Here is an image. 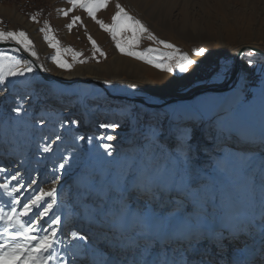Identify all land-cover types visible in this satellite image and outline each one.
I'll return each instance as SVG.
<instances>
[{
    "label": "rangeland",
    "instance_id": "374dc122",
    "mask_svg": "<svg viewBox=\"0 0 264 264\" xmlns=\"http://www.w3.org/2000/svg\"><path fill=\"white\" fill-rule=\"evenodd\" d=\"M22 1L0 0V14L10 18L13 30H23L28 34L38 60L59 81L45 80L34 68L33 73H26L23 78H11L18 83H9L7 90L0 86V166L12 174L18 169L25 174L26 180L36 178L45 190L55 187L58 204L54 210L70 225V231H77L80 235H99L101 230L90 227L83 219L86 177L100 176L121 164L125 157L139 152L142 147L146 148L145 137L150 130H163L162 147L167 151L170 145L175 144L176 129L188 126L192 132L195 167L210 177V183H214L217 192V204L226 202L229 205L233 225L243 227L247 238H226L219 245L212 240L193 241L191 247L173 244L172 250L180 254L185 251L190 253L192 264H253V257L254 264H264V150L261 148L264 149V144H261L264 142V116L258 117L257 122L251 120L254 132L259 133L258 142L253 139L247 141L237 135L229 136L227 129L220 131L216 128L213 100L206 105L201 103L199 97L191 104L179 103L155 110L133 101L114 99L95 84H68L66 81L80 78H102L107 86L115 89L111 91L112 94L134 93L166 98L190 93L186 85L194 83L191 73L193 75L195 68L189 73H168L154 66L159 61L152 64L147 62L160 53H146L145 59L120 53L111 34L104 31L85 10L75 8L68 16L63 15L62 10L72 7L68 0H35L37 5L29 8L20 6ZM109 1L112 5V0ZM144 1L138 0L139 16L129 14L139 19L157 38L176 45L194 60L201 59L192 52L193 48L198 47H204L209 53L201 61L207 59V62H213L217 56H221L220 64L215 65V73L224 69L232 73L235 53L242 45L250 44L264 49V0H159L158 7L160 10H171L170 17L163 11L156 15L155 7L151 15L147 14L148 6ZM110 5L109 9H116ZM97 13V19L109 24L112 16L102 17ZM182 13L187 15L183 28ZM32 16L36 17L35 21L31 19ZM72 16H80L82 24L77 22L69 31L66 25L71 22ZM45 21L51 28L49 34L56 37L61 49L70 46L75 52L83 53L77 60L72 59V53L64 54L63 58L72 64L70 69L58 67L50 58L55 55V49L49 47L44 39L45 33L39 31L46 27ZM102 33L105 37L97 45L109 53L95 56L97 60L92 56L94 48L89 44L88 36L97 39ZM149 47L172 51L149 40L146 33H138V42L131 46L134 51H144ZM121 56L125 62L121 64L122 72L115 74L112 67L108 68L106 64ZM245 58L244 72L235 86L240 82L246 88L256 79L264 82V56L248 52ZM80 59L85 62L79 63ZM126 59L131 62L127 64ZM248 59L255 60L250 70ZM18 105L24 109L19 114L14 111ZM253 106L250 104L248 111ZM258 111L263 114V109ZM41 119L44 120L43 124L40 123ZM108 123H115L117 127H99ZM56 134L63 139L56 141ZM105 134L114 136V139H103ZM44 137L48 139L44 140ZM233 139L250 146H230ZM44 143L51 144L53 150L50 153L39 151ZM103 143L112 145L111 162L105 155ZM253 151L262 154H251ZM229 152L246 154L251 158L252 165L246 174L239 168L227 174L214 171V162L220 158L217 154ZM61 163L65 164V169L59 168ZM54 169L59 177L55 185L51 183L55 178ZM157 210L167 211V208L161 204ZM70 231L67 235H61L63 242L57 246L62 260L70 261L77 251V241ZM127 260L128 264H132L131 256ZM88 264H93V260L89 259ZM95 264H100L99 257Z\"/></svg>",
    "mask_w": 264,
    "mask_h": 264
},
{
    "label": "snow or ice",
    "instance_id": "6c2138e0",
    "mask_svg": "<svg viewBox=\"0 0 264 264\" xmlns=\"http://www.w3.org/2000/svg\"><path fill=\"white\" fill-rule=\"evenodd\" d=\"M68 3L72 7L62 10L64 16L75 8L85 10L104 31L111 34L121 53L139 59H145L146 53H160L147 62L159 61L154 66L168 73H189L197 63L189 53L157 38L119 2L116 3L117 11L111 17V24L96 16L99 10L108 7L109 0H68ZM31 19L35 21L36 17ZM77 22L82 24L81 17L72 16L66 27L71 31ZM45 25L39 31L45 33L44 39L49 47L55 49V55L50 58L58 67L70 69L72 64L63 58L64 54L72 53V59L77 60L83 53L75 52L70 46L61 49L60 42L49 34L51 28L47 21ZM123 32L132 35L122 40L120 36ZM138 33H146L149 40L172 51H163L160 47L132 50L131 46L138 42ZM88 39L94 48L93 58L97 53L105 55L90 35ZM10 42H14L15 46L0 49V86L5 90L9 83H18L11 78H23L26 73H33L34 67L43 68V65L27 58L38 60V54L25 31L0 29V43ZM192 52L198 58L209 55L204 47L193 48ZM78 62L84 63L85 60ZM248 64H252L251 59ZM14 111L19 114L24 109L18 105ZM40 123L43 124L44 120L41 119ZM226 126L225 119L219 118L218 127L223 129ZM99 127L115 129L117 125L108 123ZM174 136L175 144L166 151L162 147L163 130H150L145 137L146 148L142 147L139 152L125 157L121 164L100 176L86 177L83 219L90 227L99 228V235H80L77 231H70V225L54 210L58 204L55 187L45 190L36 178L26 180L25 174L18 169L12 174L0 166V180L3 181L0 182V264H88L89 259L95 264L97 257L100 264H128V256L132 257V264H192L190 253L174 252L171 246L187 244L191 247L193 241L200 240H212L219 245L226 238L246 239L245 229L233 225L229 205L226 202L217 204V192L214 183H210V177L195 167L191 129L188 126L178 127ZM102 138L112 141L114 136L105 134ZM62 139L60 134L55 135L56 141ZM91 140L90 137L89 142ZM102 147L111 162L112 145L103 143ZM52 150L49 143H44L39 149L42 153ZM217 155L220 158L214 162L216 173L227 174L239 168L246 174L252 165L251 158L246 154L229 152ZM59 168L65 169V164H59ZM53 175L55 178L51 183L55 185L59 178L55 169ZM88 204L91 206L88 207ZM161 204L167 211L157 210ZM69 231L77 241V251L70 261L62 260L57 251V246L63 242L61 235H67ZM254 261L255 257L253 264Z\"/></svg>",
    "mask_w": 264,
    "mask_h": 264
},
{
    "label": "crops",
    "instance_id": "0c3cea01",
    "mask_svg": "<svg viewBox=\"0 0 264 264\" xmlns=\"http://www.w3.org/2000/svg\"><path fill=\"white\" fill-rule=\"evenodd\" d=\"M201 59L196 61L198 62ZM253 62H255V60H252V63ZM196 64L193 68H195ZM251 65H249V70ZM214 73L215 72H213V75L209 78V81L205 80L207 82H190L188 85H186V88H188V90L191 92L197 88H202L205 86L222 85L226 83L230 77V73H227L225 69L222 72L219 71L215 74ZM191 76L194 80V75H192V73ZM212 100L215 102V114L213 117L215 119V126L218 128V130L221 131L222 129L218 127V120L222 117L227 122V126L223 129L228 130L227 134L229 136L237 135L238 137L246 139L247 141L253 139V141L258 142L259 138L257 134L259 133L254 132V126L252 125L251 120L257 122L258 117L264 116L263 81L260 82V80L256 79V81L252 82L246 88L239 82L237 86L225 92L224 94H207L200 96V101H202L201 103H205L206 105H210ZM250 104H254V106L252 109H250V111H248V106H250ZM257 107L258 110L263 109V114L257 110ZM250 116L252 117L251 119ZM261 144H264V142L262 141Z\"/></svg>",
    "mask_w": 264,
    "mask_h": 264
},
{
    "label": "water",
    "instance_id": "95a60500",
    "mask_svg": "<svg viewBox=\"0 0 264 264\" xmlns=\"http://www.w3.org/2000/svg\"><path fill=\"white\" fill-rule=\"evenodd\" d=\"M14 46H15L14 42H10L7 44L0 43V48L2 49L4 48L11 49ZM248 52H252L259 56H264L263 48H260L255 45H250V44L242 45V47L235 53V60H234V66L232 69V73L230 74V77L226 83L222 85H212V86H205L202 88H197L186 95H178V96L175 95V96L166 97V98H158L156 96L150 97V96H143V95H138L134 93L133 94H121V95L112 94L109 92V90L107 89L103 81L92 79V78H85V79L80 78V79L73 80L71 82L66 81V83L69 84L73 82H77V83L81 82V83H87V84H95L101 87L102 89H105L106 92L114 99L129 100V101H133L138 104H142L148 108L159 110V109L166 108L167 106H170L173 104H179V103L191 104L195 102V100L198 99L200 96L207 95V94H220V93H224L226 91L231 90L236 85V83L241 77V74L243 72V63L246 60L245 56H246V53ZM23 55L27 56V54H23ZM27 58L34 60L35 63L38 65H43L42 62H40L36 58H33V57H27ZM34 68L40 73V75L45 80L59 81V79H57L55 76L47 72V70L44 68V65L42 69L38 67H34Z\"/></svg>",
    "mask_w": 264,
    "mask_h": 264
},
{
    "label": "bare ground",
    "instance_id": "6f19581e",
    "mask_svg": "<svg viewBox=\"0 0 264 264\" xmlns=\"http://www.w3.org/2000/svg\"><path fill=\"white\" fill-rule=\"evenodd\" d=\"M158 1L159 0H146V1H144V3H145V5H147L148 6V9H147V14H150L151 15V13H152V9H153V7H155V10H156V12H155V14L157 15V14H159V12H161V11H163L166 15H167V13H168V17H170V15H171V10H165L164 8H161V9H163V10H160V8L158 7ZM110 2V1H109ZM113 2V3H112ZM112 5H113V7L115 6L116 7V3L117 2H119L120 4H121V6L122 7H124L125 8V10L128 12V13H133V14H136V16H139V14H140V12H138V0H112ZM110 5V4H109ZM109 5H108V7H109ZM112 5H110L111 7H112ZM0 7H2V4H0ZM106 8V9H102V10H100L101 12H99V13H97V14H100V15H102V17H106V15H109V16H112V15H114V13L117 11V9H115V8H112V9H109V8ZM149 11H151V12H149ZM0 15H2V14H0ZM2 17H4L7 21H9V23H10V25H11V27H12V21L10 20V18L8 17V16H6V15H2ZM22 18V17H21ZM143 20V19H142ZM187 21V15L185 14V13H182V20H181V24H182V28H183V25L185 24V22ZM112 23V20H111V17H110V19H109V24H111ZM137 36H138V34H137ZM103 37H105V35L102 33V34H100V36H99V38H97V39H94L96 42H98L99 44H100V42L102 41V38ZM124 37H130V33L129 32H123V33H121V36H120V39H123ZM90 45H92L91 44V42L89 43ZM242 47V46H241ZM240 47V48H241ZM239 48V49H240ZM238 49V50H239ZM120 52V51H119ZM103 53L104 54H107V53H109V51L106 49V50H103ZM121 53V52H120ZM99 53H97L96 54V56L97 57H99ZM122 55V54H121ZM93 56V55H92ZM95 58V59H97L98 60V58ZM102 58V57H101ZM131 61L129 60V59H126V63L128 64V63H130ZM123 63H125L124 62V60H122V56L121 57H118V58H116V59H114V60H112V61H109L108 62V64H106L107 66H108V68L109 67H112V71L115 73V74H119V73H121L122 72V65L121 64H123ZM118 65H119V68H118ZM45 68V67H44ZM46 69V68H45ZM196 69V68H195ZM194 69V70H195ZM153 73V72H152ZM193 73H194V71H193ZM154 74H156V72H154ZM98 80H105V79H102V78H97ZM121 80V79H120ZM106 81V80H105ZM104 83V82H103ZM105 85H106V83H104ZM106 87H107V89L109 90V92L111 93V91L113 92V90H115L112 86H107L106 85ZM106 91V90H105ZM119 92H122L121 90H118ZM197 128H199V127H197ZM232 143H229V145L230 146H250V145H248V144H245V143H243L242 144V142L239 140V139H233L232 141H231ZM232 148V147H231ZM262 148V150H264L263 149V147H261ZM251 152V151H250ZM259 152L258 151H253V153H251V154H258ZM259 154H262V153H259Z\"/></svg>",
    "mask_w": 264,
    "mask_h": 264
},
{
    "label": "built area",
    "instance_id": "2783aa9c",
    "mask_svg": "<svg viewBox=\"0 0 264 264\" xmlns=\"http://www.w3.org/2000/svg\"><path fill=\"white\" fill-rule=\"evenodd\" d=\"M37 5L35 0H23L20 3V6L23 7H35ZM0 29L4 30H13V27H11L9 21H7L4 17H0ZM221 56H217L215 61L213 62H207L206 60L201 61L199 60L195 66L194 70V81L195 82H203L205 80H209V78L213 74V70L215 68V65H219L221 61Z\"/></svg>",
    "mask_w": 264,
    "mask_h": 264
}]
</instances>
